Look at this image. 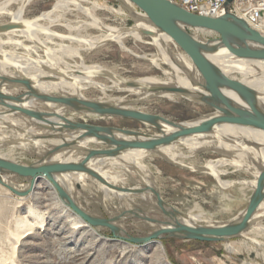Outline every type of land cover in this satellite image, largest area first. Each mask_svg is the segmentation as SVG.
Segmentation results:
<instances>
[{"label":"bare ground","instance_id":"bare-ground-1","mask_svg":"<svg viewBox=\"0 0 264 264\" xmlns=\"http://www.w3.org/2000/svg\"><path fill=\"white\" fill-rule=\"evenodd\" d=\"M32 1L34 0H3L0 2V94L3 96L0 99V127L12 128V132L13 129L15 130V140L18 141L17 148L29 151L31 147H34L37 150L36 152L40 160L34 164L41 162L47 164H80L89 151L115 150V145L111 144L108 138L118 142H146L166 138L178 132L180 128L196 126L218 116L216 112H209L195 120L177 123L175 127L161 120L157 121V128L153 125L140 122L146 127H151L152 131L147 129L145 131H136L128 128L109 127L106 128L107 134H102L105 137L104 139L80 137L84 134L81 130L70 131L63 129L61 127L63 121L60 118L75 123L78 119L92 120L96 119L97 116L114 119L119 118V116L96 115L85 111L81 107L73 108L43 102L36 99L34 95L91 101L111 108L132 110L151 115L150 113L140 111L137 103L153 97H163L173 103L188 102L197 104L200 103V96L207 94V91L203 88V80L191 60L183 51L172 55L167 48V42L175 43L164 32L155 27L143 12L132 11V18L135 21L134 28H117L107 25L99 19L97 14L106 11L109 14L127 16L125 12L99 4L97 0H53L54 4L50 11L32 20H28L23 17V11ZM118 1L126 6V8L135 7L127 0ZM13 5H18L16 9L14 8V11L12 9ZM2 17H8V19L2 20ZM68 17L75 19L70 20ZM182 28L185 31V27L182 26ZM253 29L264 37V18L262 19V24L253 27ZM193 30L196 35H191V37L200 44L202 54L221 73L231 79L233 77H230V74L233 72H238L248 78L246 82H240L253 93L256 108L264 112V60L257 61L236 58L223 47L219 38L207 40L204 37L205 34L215 37L216 33L200 28H193ZM127 37H132L142 43H145L142 41V37H149L152 42L150 44L154 45L158 50L160 62L154 59H147L145 56L139 57L132 50L128 49L124 44V40ZM107 42H115L122 51L143 59L150 66L161 69L164 77L161 79L154 77L124 79L116 75L115 71L105 69L106 67L97 69L86 66L87 64L83 63L84 55L100 45L102 48ZM175 46L177 45L175 44ZM16 48L25 51V54H21L25 58V62L13 56L14 49ZM6 49H10V51ZM39 51H42L45 58L39 56ZM32 53L38 54V59L32 60ZM64 55L70 57V60L71 58H77L81 62L79 64L75 63L72 67L60 65ZM161 63H167L171 67L172 72H166L162 68ZM100 71L111 83V86L101 85L100 88L103 95L110 90H114L117 93H125L126 95L135 94L138 98L130 101L126 100L127 97L114 100L101 97L99 100H89L79 94L78 91L82 88L80 83L89 82L90 77H88L89 79H84L79 77V75L74 77L71 73L93 75V73ZM70 77L71 79H69ZM22 81H26L28 87L21 84ZM171 89H180L181 92H170L169 90ZM22 92L26 93L18 96ZM221 92L232 103L248 110L247 105L234 92L227 89H221ZM10 98H19V101L11 100ZM9 106L48 115L46 120H49V124L33 120L18 111H12L9 109ZM42 136L44 138H39ZM13 143L15 142L13 141ZM58 146L64 147L56 150ZM205 149L230 155V159L228 160L208 161L202 168L203 171H207L215 177L220 187L225 188L236 184H246L252 186L255 190L258 175L264 170V131L226 123L213 125L207 133L179 137L168 144L157 146L151 150L125 148L117 151L110 157L96 155L86 162L84 167L93 171L113 187V189H109L100 184V188L104 190L107 200L111 198L110 195L116 196L118 200H122L124 195L122 193L117 194V190H125L126 192L136 193L146 204V207L140 211L130 208L122 210V212L133 213L135 217L123 218L113 223L119 228L120 236H127L125 233L130 228L126 225V222L129 219H140L146 222L148 221L145 219L157 221L158 224L151 223L157 226V229L153 232L163 229H173L181 225L189 227H219L237 223L244 215L247 206L235 218L226 222L213 221L205 214L183 213L168 205L164 206L144 164V160L146 159L157 158L179 169L196 171L198 170L197 165L194 167L186 163L185 160L191 157L197 150ZM0 159L15 164L14 161L7 159L1 151ZM218 166H234L236 169H242L250 173L253 180L250 182L241 180L223 182L220 180V175L225 174V171L218 170ZM106 171H109L110 174L106 173ZM130 171L134 172L140 181L134 180V188L131 189L124 186L125 179L123 178L131 177ZM3 175L13 174L4 171L0 172V186L4 189H7L3 186L6 185L22 193L29 190L31 186V191L26 196H17L7 189V191L19 197L21 201L26 199L28 201H38L41 196L39 188L46 186L53 197V206H56L60 210L66 223L68 221L72 233H81L83 236L88 235L95 240L106 239L101 231V227L89 225L71 211L66 201L58 197L52 184L46 178L39 177L32 181V185L31 179H26L27 182L21 185L14 183L9 179L10 177ZM87 175L85 172H67L55 174L53 178L83 212L94 217L73 195V186L83 182L85 178H88ZM262 210H264V199L249 221L247 228L252 227V225L254 227L259 221L264 219V212ZM168 211L172 213V216L166 214ZM121 213L112 215L107 219L115 218ZM44 214L45 212H38L34 208H28V211L24 212L19 218L14 219L13 223L5 225L0 223V264L22 263H18L19 256L17 252L19 251V247L32 231L42 227ZM258 229L263 230L260 226ZM151 243H155L158 253H164L163 246L159 242L153 241ZM227 249L230 250V246H227ZM138 252L137 249H134V246H127L121 248L120 255L127 253L137 254Z\"/></svg>","mask_w":264,"mask_h":264},{"label":"rangeland","instance_id":"rangeland-1","mask_svg":"<svg viewBox=\"0 0 264 264\" xmlns=\"http://www.w3.org/2000/svg\"><path fill=\"white\" fill-rule=\"evenodd\" d=\"M2 1L0 0V2ZM97 1L99 4L111 7L117 11L120 10L127 15L119 16L117 14H109L106 11L97 14L99 19L107 25L117 28L135 27L132 11L139 12L140 10L138 8H126L118 0ZM53 4V0H34L25 7L23 17L32 20L50 11ZM17 7L18 5H13V11ZM68 18L70 20L75 19L73 17ZM1 19L7 20L8 17H2ZM184 29L190 36L196 35L193 28L185 27ZM201 36L203 37V35ZM204 37L207 40L219 38L218 35L214 37L207 34ZM142 41L145 43L137 41L132 37H127L124 40V44L139 57L145 56L147 59H154L160 62L157 48L150 44L152 43L151 39L149 37H142ZM167 48L172 55L179 54L181 51L175 44L170 42H167ZM14 50L13 56L25 62V58L21 55L23 53L25 54V51L19 48ZM7 51H10V49ZM38 54L41 58H45L42 51H39ZM38 54L32 53L31 59H38ZM85 55L83 63L85 65L87 64L86 66L97 69L106 67L105 69L115 71L114 73L116 75L124 79L147 77L161 79L164 77L161 69L150 66L143 59L131 56L127 52L122 51L115 42H107L102 48L101 45L93 48ZM67 57V55L62 57L63 61H61L60 65L72 67L75 63L79 64L81 62L77 58H71L70 60V57ZM161 66L166 72H172L171 67L167 63H161ZM71 75L74 77L79 75V77L84 79H89L88 77H90L89 82L80 83L82 88L78 91L86 99L99 100L101 97H106L109 100H114L127 97L126 100L130 101L138 98L135 94L126 95L125 93H117L114 90L106 92V96L103 95L100 88L101 85L111 86V83L101 74V71L93 73V75H81L76 72L71 73ZM230 77H233V79L239 82H246V79H248L238 72L231 73ZM25 93L22 92L18 96ZM137 107L142 112L150 113L151 115L159 116L175 123L192 121L211 112V109L204 104H191L188 102L173 103L163 97L146 99L137 103ZM119 118L108 119L97 116L96 119L92 120L78 119L76 121L103 128L121 127L136 131L153 130L151 127H146L138 121L123 117ZM0 133V151L5 154L7 159L14 161L15 164L24 166L32 165L40 160L36 152L37 150L34 147H31L29 151L17 148L18 141L15 140L16 135L14 129L12 132V128L3 126L2 128L0 127ZM39 138H44V136ZM222 159L228 160L230 159V155L205 149L197 150L191 157L185 160L186 163L194 167L197 165L198 170L196 171L179 169L157 158L151 160L146 159L144 160V164L147 167L151 180L156 187L157 194L163 201L164 206L168 205L183 213L205 214L213 221L226 222L235 218L246 208L250 196L254 192V188L246 184H236L225 188L220 187L211 173L202 170L208 161H219ZM217 168L218 170L225 171V174L220 175V180L223 182L239 180L250 182L253 180L250 173L242 169H236L234 166H218ZM109 171H106V173L110 174L112 172ZM129 173L131 175L129 177L130 179L123 177L125 179L124 186L131 189L134 188V180H138V176L132 171ZM3 176L10 177L9 179L17 184L22 185L27 182L22 177L13 175ZM87 176L88 178H85L83 182L73 186V195L94 217L107 219L112 215L121 213L125 208L140 211L146 207L144 201L134 192L125 191L126 193H122L124 195L122 200H118L116 196L114 197L112 195L107 200L104 190L100 188L101 183L89 175ZM138 182L140 181L138 180ZM39 191L41 196L38 201H28V199L21 201L19 197L0 186V223L2 225L13 223L14 219L22 216L24 212L28 211V208H34L38 212H45L42 227L32 231L21 243L19 251L17 252L19 256L18 263L22 262L19 264H264V219L259 221L254 227L252 225V227L247 228L241 235L221 242L183 241L165 235L156 240L163 246L164 253L161 254L156 250L155 243L137 246L115 241L112 239L111 233L104 228H101V231L106 237L105 240H95L88 235L83 236L81 233H72L68 221L66 223L60 210L56 206H53V197L50 194V190L45 186L39 188ZM120 193L117 192V194ZM119 203L123 205L121 204V206ZM126 225L130 229L125 234L133 237H145L157 229L156 225L140 219H129ZM259 226L263 228L262 231L258 229ZM127 246H134V249H137L139 252L137 254L127 253L120 255L121 248ZM227 246H230L231 249L228 250ZM4 249L6 250V248Z\"/></svg>","mask_w":264,"mask_h":264},{"label":"water","instance_id":"water-1","mask_svg":"<svg viewBox=\"0 0 264 264\" xmlns=\"http://www.w3.org/2000/svg\"><path fill=\"white\" fill-rule=\"evenodd\" d=\"M143 12L149 21L162 32H164L178 47L185 53L191 60L196 70L203 80V88L207 94H203L199 98L200 104H204L211 109V112L218 113L205 122L196 126L188 128H180L178 132L166 138L150 140L146 142H118L108 138L109 142L115 145V150H94L89 151L80 164H59V163H39L31 166H23L14 164L0 159V172L4 171L25 179L32 181L39 177L46 178L55 189L58 197L65 200L67 206L71 211L79 216L83 221L94 227H101L107 229L112 239L132 245L143 246L153 241H156L163 236L167 235L172 238H177L183 241H197V242H221L226 239L237 237L241 235L246 229L249 221L253 217L255 211L264 199L263 185H264V170L260 172L257 178L256 187L250 196L247 208L241 220L234 224L219 226V227H189L178 226L173 229H163L153 232L147 237H133L130 235L120 236V230L113 223L120 219L127 217H135L131 212H122L119 216L112 219L94 218L83 212L65 193L63 188L54 180L53 175L67 172H85L91 178L95 179L102 185L109 189H113L105 180L95 174L93 171L84 167V164L96 155L110 157L117 151L125 148L151 150L157 146L168 144L179 137L188 135L207 133L215 124L226 123L238 126L252 127L264 131V112L258 110L255 106L254 95L241 82L231 79L221 73L211 62H209L201 52L200 44L189 36L182 28L193 27L208 30L216 33L224 48L236 58L249 59V60H264V37L251 29L244 21L230 15L225 14L220 18L202 17L187 13L181 8L166 0H127ZM25 87H28L26 81H22ZM221 89H227L234 92L241 101L247 105L248 110L232 103L221 92ZM170 92H181L180 89H171ZM3 96L0 94V99ZM36 99L43 102L55 103L65 105L68 107H81L85 111L96 115H111L123 118L132 119L141 123H147L156 127L158 120L175 127L177 123L158 116L144 114L132 110H121L111 108L91 101H80L73 98H56L43 95H34ZM11 100L19 101V98H10ZM12 111H18L25 116H28L36 121H42L49 124L46 120L48 115L9 106ZM57 117L55 115H52ZM59 118V117H58ZM61 127L65 130L76 131L81 130L84 132L80 137H94L97 139H104L102 134H107V129L91 125L88 123L69 122L64 118ZM157 128V127H156ZM58 146L56 150L63 148ZM9 191L17 196H26L31 191V186L26 192H17L10 187L3 185ZM121 193H126L125 190H117ZM167 215L172 216L171 212H166ZM150 223L158 224L155 220L145 219Z\"/></svg>","mask_w":264,"mask_h":264},{"label":"built area","instance_id":"built-area-1","mask_svg":"<svg viewBox=\"0 0 264 264\" xmlns=\"http://www.w3.org/2000/svg\"><path fill=\"white\" fill-rule=\"evenodd\" d=\"M187 13L220 18L226 13L244 21L251 29L262 24L264 0H166Z\"/></svg>","mask_w":264,"mask_h":264}]
</instances>
